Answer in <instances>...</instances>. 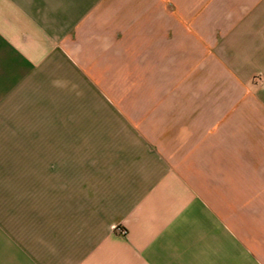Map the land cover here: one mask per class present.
<instances>
[{
    "label": "crops",
    "instance_id": "0c3cea01",
    "mask_svg": "<svg viewBox=\"0 0 264 264\" xmlns=\"http://www.w3.org/2000/svg\"><path fill=\"white\" fill-rule=\"evenodd\" d=\"M129 53L150 70L153 96L181 79L193 117L134 128L149 147L116 170L96 171L91 142H72L69 204L46 211L57 226L0 236V264H264V0H0V131L12 163L17 149L23 164H47L45 146L32 157L15 128H63L67 116L78 128L89 117L79 70L113 58L125 84ZM65 99L75 101L67 114Z\"/></svg>",
    "mask_w": 264,
    "mask_h": 264
},
{
    "label": "rangeland",
    "instance_id": "374dc122",
    "mask_svg": "<svg viewBox=\"0 0 264 264\" xmlns=\"http://www.w3.org/2000/svg\"><path fill=\"white\" fill-rule=\"evenodd\" d=\"M210 22L213 23L208 21ZM190 23L192 28H197L196 22ZM143 24L150 25V22L143 21ZM134 57V53L128 54L125 84L119 83V72L122 69L118 68V62L113 58L109 62L105 60V65H110L109 69L79 70L77 104L80 113H86L88 108L89 117L84 116L82 119L80 115L78 128H70L66 122H71L68 116L64 117L63 128H15L16 141L21 140L19 143H22L24 140L25 144L28 141L32 147V157H39V144L45 146L41 153L46 157L47 164L38 165L34 163V158L32 164H23L22 150L17 149L14 150L15 162L12 163L10 151L5 147L6 137L2 139L0 131V224L4 226L0 227V236L13 234L22 237L27 231H30L32 236H37L40 221L53 222L55 217H60L46 211L54 210L55 205L63 206V202L69 204L72 168L70 157L73 151L71 147L74 145L72 142H79L80 147H85L87 141L89 144L91 142L96 171L116 170L119 163L129 161L128 157L135 148L149 147L143 142L146 134L142 129H138V134L134 128H186L176 123L184 114L189 120L192 116L191 105L196 104V100L192 95L190 100H182V80H174L169 85L164 80L159 86V93L153 96L148 79L150 70L141 72L134 68ZM93 71L94 77H90L89 74ZM141 74H147V78L140 79ZM108 93L114 100L108 99ZM63 96L66 98V93H63ZM84 98L89 101H84ZM61 103L63 113L67 114L75 101L65 99ZM186 112L191 116L188 117ZM146 140L149 142V139ZM133 142H137V145ZM55 173L61 174L64 180H55ZM28 174L30 179H26ZM56 189L57 193L60 189L63 190L60 191L63 192L62 197L59 194L54 195ZM49 222L46 223L48 231L57 226ZM24 226L27 228H23Z\"/></svg>",
    "mask_w": 264,
    "mask_h": 264
}]
</instances>
